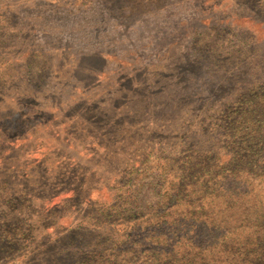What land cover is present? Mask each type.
<instances>
[{"label":"rangeland","instance_id":"1","mask_svg":"<svg viewBox=\"0 0 264 264\" xmlns=\"http://www.w3.org/2000/svg\"><path fill=\"white\" fill-rule=\"evenodd\" d=\"M263 75L264 0H0V264L157 253L142 221Z\"/></svg>","mask_w":264,"mask_h":264},{"label":"trees","instance_id":"2","mask_svg":"<svg viewBox=\"0 0 264 264\" xmlns=\"http://www.w3.org/2000/svg\"><path fill=\"white\" fill-rule=\"evenodd\" d=\"M253 84H264V75ZM244 116L246 121L242 123ZM228 120V125H239L229 129L236 131L235 147L229 150L226 146L224 158H216V163L209 165L214 158V144L213 140L208 142L189 167V181L179 183L169 197L162 195L157 207L142 221L157 253L145 250L146 254L135 260L111 255L98 262L89 261L94 258L88 256L84 262L264 264V91L245 100ZM121 246L119 239L112 242L114 249ZM59 264L73 262L68 263L62 256Z\"/></svg>","mask_w":264,"mask_h":264}]
</instances>
